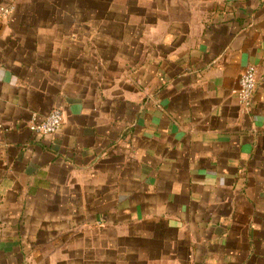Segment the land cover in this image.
I'll list each match as a JSON object with an SVG mask.
<instances>
[{
  "label": "crops",
  "instance_id": "obj_1",
  "mask_svg": "<svg viewBox=\"0 0 264 264\" xmlns=\"http://www.w3.org/2000/svg\"><path fill=\"white\" fill-rule=\"evenodd\" d=\"M14 7L0 264H264V0ZM55 109L57 134L29 131Z\"/></svg>",
  "mask_w": 264,
  "mask_h": 264
},
{
  "label": "built area",
  "instance_id": "obj_2",
  "mask_svg": "<svg viewBox=\"0 0 264 264\" xmlns=\"http://www.w3.org/2000/svg\"><path fill=\"white\" fill-rule=\"evenodd\" d=\"M8 1L9 4L0 5V23L7 20L11 16L15 9L14 3L20 0ZM257 86V70L254 66H250L242 74L237 92L239 103L244 109H248L256 92ZM62 124L63 113L61 110L55 109L42 120H38L34 115L32 121L29 123V131L38 136L50 137L57 134L61 130Z\"/></svg>",
  "mask_w": 264,
  "mask_h": 264
}]
</instances>
